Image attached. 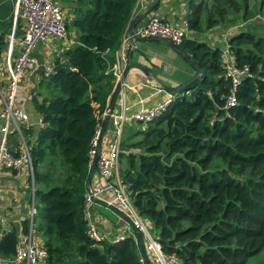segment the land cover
<instances>
[{"label":"trees","instance_id":"trees-1","mask_svg":"<svg viewBox=\"0 0 264 264\" xmlns=\"http://www.w3.org/2000/svg\"><path fill=\"white\" fill-rule=\"evenodd\" d=\"M210 1L211 27L264 14V0ZM137 2L80 0L70 23L78 45L54 60V74L41 83L45 97L32 101L44 125L24 137L35 171L34 227L50 264H142L136 237L94 241L85 219L92 141L115 88L108 70ZM199 8L188 18L193 33L202 32ZM228 46L235 65L250 70L234 106L226 101L232 84L222 49L188 38L181 48L205 71L202 80L164 116L138 124L140 141L129 145L125 131L122 137L120 176L128 194L164 252L182 264H248L264 253V34L239 29ZM4 49L2 39L0 57ZM29 231L25 221L22 234ZM18 241L19 231H7L0 257L14 260Z\"/></svg>","mask_w":264,"mask_h":264},{"label":"crops","instance_id":"crops-1","mask_svg":"<svg viewBox=\"0 0 264 264\" xmlns=\"http://www.w3.org/2000/svg\"><path fill=\"white\" fill-rule=\"evenodd\" d=\"M54 1L62 7L63 12L66 9L70 10L71 23L75 8L78 6L80 0ZM197 5L200 6L198 11L203 21L202 32L193 33L191 31L188 38L207 43L211 48L222 49L223 57L225 53L232 57L228 49V39L237 33L239 29H236L237 27H228L226 24H217L215 27H211L208 24L212 9V2L210 0H160L159 4L158 0H138L126 32L130 35V39H134L132 44L136 45V49L134 51L128 50L126 58L128 66L135 64L143 67L150 74V78L137 69H132L129 72L122 88V93L125 94V107L129 114L140 110H148L160 102L175 101L180 94L171 95L163 87L171 89L182 88L199 75L194 68L169 46L167 41L134 37V34L130 32V27L139 17H143L152 9L146 18L141 19L136 24L134 29L136 33L147 23L152 14H156L174 26L181 27L185 21L189 22L188 18L192 14V7L194 8ZM21 14L22 9L18 4V0H0V41L3 39L5 43V49L0 57V86L2 87H6L8 84L12 65L11 57L13 54L10 55L9 49L13 46L17 53L19 41L23 37L24 20ZM219 32L222 33L219 34ZM70 33L71 48L78 45V42L76 29L70 26ZM259 34H264V29ZM54 43L55 41H51L45 45H40L35 51L34 57L39 62L50 60L54 63V60L65 51L54 46ZM189 56L192 58L191 55ZM44 79L46 78L42 76V70L38 69V67H34L28 71L21 83L18 99V105L27 114L28 125L33 129L35 134L43 126L40 123V115L36 111L32 101L35 96L40 94V84ZM42 95L45 96L44 92ZM120 97L121 94L118 101ZM120 111V102H118L115 106L114 114ZM127 128L128 126L124 131ZM110 131L111 126L108 125L101 142L98 143L97 153L100 155L108 151L112 138ZM35 140L32 141L35 142ZM9 146L13 153H18L21 150L19 135L15 133L10 135ZM97 177L96 169L91 180L92 184L97 181ZM32 205L36 206V197L33 182L29 176L17 171H3L0 177V217L8 231L12 229L19 231V240L25 236L22 234V224L25 221H29L31 225ZM115 209L118 210L115 206L114 196L111 194L103 196L97 205L92 208V225L95 226L97 234L110 242H114L121 237L137 238L138 233L135 227L123 221ZM36 241L38 244L45 246L44 240L37 232ZM2 264L18 263H15L14 260L5 259Z\"/></svg>","mask_w":264,"mask_h":264},{"label":"built area","instance_id":"built-area-1","mask_svg":"<svg viewBox=\"0 0 264 264\" xmlns=\"http://www.w3.org/2000/svg\"><path fill=\"white\" fill-rule=\"evenodd\" d=\"M22 9L21 17L24 20V33L19 41V50L10 47L11 70L8 84L6 87L0 86V177L5 170H13L25 173L33 182L35 194V171L33 159L27 140L24 137L25 132L30 130L27 114L19 107L18 99L21 89V83L26 73L34 67H39L38 60L34 57L35 51L40 45H45L51 41L64 40L68 34L66 17L62 7L54 0H18ZM190 33V23L185 21L181 27L174 26L156 14L150 15L147 23L133 35L147 39H158L170 41L181 46ZM126 33L122 39L120 48L116 52V60L110 69L114 78L120 80L127 67L126 52L134 51L136 45ZM229 49V48H228ZM228 51V50H227ZM224 55V54H223ZM223 65L226 72V78L232 84V90L227 97L229 107L236 104V92L239 89L243 79L250 76L249 68H238L235 65L234 58L226 55L223 57ZM42 76L48 79L54 74V63L50 60L43 61L41 64ZM170 102H160L148 110H140L129 114L125 107V94L120 97L121 111L111 115V141L108 151L101 154L97 162V181L91 184L85 194V219L88 223V235L97 242L105 241L97 234L95 226L92 225V208L105 195L114 196L117 209L131 221L137 233L143 237L146 255L150 264H182L175 255L166 254L162 248L159 239L152 235L149 221L143 218L137 211L131 200L126 186L120 176V155L122 153V137L127 126L134 124L148 125L164 116L171 105ZM41 125L44 123L40 120ZM19 135L21 139V150L13 153L9 146V137L11 134ZM101 130L97 132L92 141V150L90 152L91 167L93 160L97 155L99 136ZM36 216V206L31 207V225L28 235L19 240L17 253L14 262L18 264H50L49 253L45 246L36 241V231L34 229V220ZM127 223L126 219H123ZM4 223L0 217V240L5 232ZM125 237L118 238L116 241H122ZM0 257V264L3 262ZM142 264H146L144 256L140 259Z\"/></svg>","mask_w":264,"mask_h":264},{"label":"water","instance_id":"water-1","mask_svg":"<svg viewBox=\"0 0 264 264\" xmlns=\"http://www.w3.org/2000/svg\"><path fill=\"white\" fill-rule=\"evenodd\" d=\"M160 0H158V4H159ZM153 10V9H152ZM151 10V11H152ZM148 12L147 14H145L143 17H139L134 23L133 25L130 27V32L135 34V26L136 24L143 18H146L150 13ZM167 43L169 44V46L174 50L176 51L192 68L195 69V71L199 74L197 78H195L194 80H192L190 83H188L185 87H182V88H177V89H171V88H167V87H163L165 91H167L168 93H170L171 95H176V94H179L180 92H184L187 87L192 84L193 82L195 81H200L202 80L204 74H205V71L203 69H200L192 60V58L183 52L181 46H177L176 44H174L173 42H170V41H167ZM132 69H137V70H140L142 73H144L146 75V77L150 78V74L141 66L139 65H135V64H130L126 69H125V72L123 74V78L122 80L116 85V88L115 90L113 91V94L111 96V100H110V103H109V109H108V112H107V115L105 117V120H104V123H103V126H102V129H101V133H100V136H99V143L101 142V139L110 123V118H111V115L112 113L114 112V109H115V106L118 102V98H119V94L121 92V89H122V85L123 83L126 81L128 75H129V72L132 70ZM99 156L100 154L97 153L95 159H94V163H93V166L90 170V173H89V177H88V185L89 183L91 182V179L93 178L94 176V173L96 171V167H97V162H98V159H99ZM115 211L117 213L120 214L121 217L125 218L126 217L119 211V210H116ZM128 220V219H127ZM132 225V224H131ZM137 240L139 242V246H140V249H141V252H142V255L146 258V264H150V260L147 258V255H146V248H145V244H144V241L142 239V235L140 233L137 234Z\"/></svg>","mask_w":264,"mask_h":264},{"label":"rangeland","instance_id":"rangeland-1","mask_svg":"<svg viewBox=\"0 0 264 264\" xmlns=\"http://www.w3.org/2000/svg\"><path fill=\"white\" fill-rule=\"evenodd\" d=\"M65 16H66V20H67V24H68V34H67V37L64 39V40H56L55 41V43H54V46H57L59 49H61V50H67V49H69L70 48V10H68V9H66L65 10ZM255 16H256V13H255ZM234 27H237L236 29H243V30H245V31H249V32H254V33H260V31H262L263 29H264V14H260V15H258V16H256L251 22H249V23H247V24H239L238 26H234ZM260 30V31H259ZM259 31V32H258ZM222 32H219V34H221ZM67 47H69V48H67ZM67 48V49H66ZM229 51H230V49H229ZM115 60H116V57H115ZM115 63V62H114ZM113 63V64H114ZM38 64H39V67H38V69H40L41 68V64H42V62H39L38 61ZM113 66V65H112ZM111 66V67H112ZM111 67L109 68V70H108V74H111L109 71H110V69H111ZM127 67H128V64H127ZM126 67V68H127ZM125 72V71H124ZM43 75V74H42ZM112 75V74H111ZM113 76V75H112ZM114 78V77H113ZM122 78H123V76H122ZM122 78L120 79V80H117L116 78H114V81H115V88H116V85L122 80ZM125 83V82H124ZM124 83H123V85H124ZM41 85V84H40ZM123 85H122V88H123ZM115 88H114V90H115ZM40 94H41V97H45V96H43L42 94H43V92H44V95H46V90H45V88L44 87H41V89H40ZM38 92V93H39ZM120 94H122V89H121V92H120ZM120 94H119V96H120ZM179 94H182V92H180ZM110 100H111V98H110ZM118 102H120V100L118 101ZM117 102V103H118ZM108 112V111H107ZM107 112H106V114H105V117H106V115H107ZM40 120H42L43 121V118L40 116ZM104 120H105V118H104ZM103 126V125H102ZM142 127L140 126V125H138V124H135L134 125V128L133 129H131V130H128L129 128H127L126 129V131H125V136H126V134L128 135L127 137H132L131 138V142L130 143H128L129 145L130 144H135V143H137L138 141H140L141 140V137H135L134 135H135V133L138 131V130H140ZM100 130L102 129V127H100L99 128ZM130 138H127V139H130ZM28 139V138H27ZM27 143H28V141H27ZM28 146H29V144H28ZM29 148H30V146H29ZM11 149V148H10ZM130 150V149H129ZM128 150V151H129ZM137 150L138 149H135V148H131V150H130V153H138L137 152ZM100 157V156H99ZM93 163H94V160H93ZM92 166H93V164H92ZM91 164H90V170H91ZM97 168V167H96ZM8 171H13V170H8ZM93 179V178H92ZM91 179V180H92ZM92 183L90 182L89 183V185H88V187L91 185ZM88 189V188H87ZM37 204V203H36ZM37 206V205H36ZM123 218V217H122ZM123 219H125V218H123ZM126 220H127V218H126ZM127 223H129V224H132L131 223V221L128 219L127 220ZM149 226H151L150 225V223H149ZM151 229V232H152V235H154V236H156L155 235V232L153 231V229H152V227L150 228ZM142 239H143V237H142ZM144 241V240H143ZM248 264H264V253H262L260 256H258V257H256V258H254V259H251L250 261H249V263Z\"/></svg>","mask_w":264,"mask_h":264}]
</instances>
